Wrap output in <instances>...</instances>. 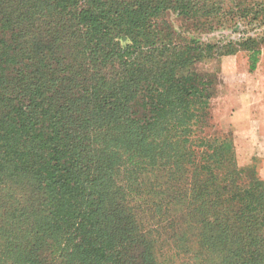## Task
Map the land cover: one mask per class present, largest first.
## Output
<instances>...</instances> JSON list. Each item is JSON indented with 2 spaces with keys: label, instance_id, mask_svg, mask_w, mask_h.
<instances>
[{
  "label": "trees",
  "instance_id": "trees-1",
  "mask_svg": "<svg viewBox=\"0 0 264 264\" xmlns=\"http://www.w3.org/2000/svg\"><path fill=\"white\" fill-rule=\"evenodd\" d=\"M263 46L264 0H0V264H264L259 161L197 68Z\"/></svg>",
  "mask_w": 264,
  "mask_h": 264
},
{
  "label": "rangeland",
  "instance_id": "rangeland-1",
  "mask_svg": "<svg viewBox=\"0 0 264 264\" xmlns=\"http://www.w3.org/2000/svg\"><path fill=\"white\" fill-rule=\"evenodd\" d=\"M229 32H204L198 37L204 41H214L218 38L229 36ZM201 71L214 72L218 84L216 93L211 100L212 116L217 128L221 132H233V142L236 157L240 164L248 161L249 156L254 155L258 161V174L264 179V137L253 131L250 126L249 104L244 102L259 100L256 104L260 112H264V46L260 59L254 70L248 68V62L244 51H238L229 55H222L217 58H208L197 64ZM255 109V110H256ZM238 110L235 118L232 112ZM262 121V120H261ZM235 126V129L232 126ZM163 233V229L159 230ZM163 241L162 250L158 248L159 259L172 260L175 263L184 259L175 249L178 241L173 239Z\"/></svg>",
  "mask_w": 264,
  "mask_h": 264
},
{
  "label": "crops",
  "instance_id": "crops-1",
  "mask_svg": "<svg viewBox=\"0 0 264 264\" xmlns=\"http://www.w3.org/2000/svg\"><path fill=\"white\" fill-rule=\"evenodd\" d=\"M262 94H264V90H262ZM262 100H264V98ZM244 102L246 104H249L251 108L249 112L250 126L247 127L251 128L253 131H256L260 136L264 137V112H260V110L256 109L257 108L256 104L259 102V100L248 101L247 99H245ZM238 112H239L238 110L233 111L232 118H235ZM232 128L235 129V126L233 125Z\"/></svg>",
  "mask_w": 264,
  "mask_h": 264
}]
</instances>
